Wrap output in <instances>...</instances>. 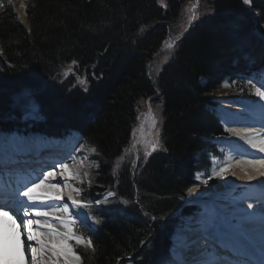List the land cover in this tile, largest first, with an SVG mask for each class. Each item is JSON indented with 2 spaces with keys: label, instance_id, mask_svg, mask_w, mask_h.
Instances as JSON below:
<instances>
[{
  "label": "trees",
  "instance_id": "obj_1",
  "mask_svg": "<svg viewBox=\"0 0 264 264\" xmlns=\"http://www.w3.org/2000/svg\"><path fill=\"white\" fill-rule=\"evenodd\" d=\"M185 1L30 0L28 28L14 3L0 0V131L76 129L97 150L99 167L83 196L94 202L93 218L79 229L94 250L75 247L82 264H126L128 257L134 264L167 263L174 215L192 211L184 205L188 190L223 154L213 138L229 135L212 94L228 80L240 94L261 99L248 79L264 73V0H252L257 16L243 0H208L211 11L181 32L159 75L150 74L164 41L181 31ZM73 60L85 87L64 75ZM151 96L163 107L164 149L138 172L125 164L114 174L132 140L138 104ZM27 98L43 118L23 129ZM107 190L114 195L103 200Z\"/></svg>",
  "mask_w": 264,
  "mask_h": 264
},
{
  "label": "rangeland",
  "instance_id": "obj_2",
  "mask_svg": "<svg viewBox=\"0 0 264 264\" xmlns=\"http://www.w3.org/2000/svg\"><path fill=\"white\" fill-rule=\"evenodd\" d=\"M11 1L14 3L15 8L18 12V16H19L20 20L22 21L21 14L19 13L21 0H11ZM29 1L30 0H25L24 10H25V8H27ZM167 2H168V0H160V3H162L163 5H167ZM244 3H245V0H244ZM193 5H198V6L193 9ZM249 8H251L253 10L255 16H257L256 14H258V11L252 7V4H250ZM193 11L196 14V19L192 20L191 23H189V16L192 14ZM210 11H211V6H210V3L208 0H186L184 2L183 19H182V23L180 25L181 31L179 34L169 35L167 37V39L164 41L161 48L159 49L157 55L151 60V62L149 64V70H150V74L152 76L156 77L157 75H159L164 64L172 57L173 53L176 50V45H177L178 39L180 38L181 34L184 33L186 30H188L197 19L203 17L205 14L209 13ZM24 18H25V16H24ZM25 19H26L24 21L25 23L24 22L23 23L25 24V26L30 28L31 25H30V21H29L28 17H26ZM171 41H175L174 46L171 49H168L166 47V42H171ZM0 53H1V43H0ZM69 67L72 68V72L69 75H74V77L76 78V82L78 84H80L84 87L87 86L88 80L85 77V75L80 74L77 70H75V65L71 64L67 67V69ZM77 77H80L81 79H86V83L81 84L78 81ZM250 79L252 80L253 84L256 85V87H260V84L257 83V81L264 79V73L261 74L260 76H255V77L250 78ZM250 79H248V81ZM252 89L255 91V88L252 87ZM212 96L215 98V100L218 101L216 109L218 110V112L220 114H222L221 109H225V106L223 104H221L223 102L227 103V104H231L232 107H236V108L240 107V109H241L242 107L243 108L245 107L244 101H247L245 99L247 95L240 94L239 91L236 90L234 88V86L232 85V83L229 82L228 80L224 81L223 90L212 94ZM251 98H253V97H251ZM27 101L29 103V105H28L29 109L20 119L22 121V128L23 129H30L35 124L36 121H39L40 119L43 118L41 112L38 109L37 103L35 101H33L32 99H29V98H27ZM256 101L260 102L259 105L257 106V108L259 109L260 113L264 114V99H260V100H256ZM149 108H151V112H149ZM162 109H163L162 104L160 102H158L157 100H155L154 97H152V96L145 98V99H142L139 102V104H138V119H137V122L135 123V126L133 128L132 140H131L130 144L127 146L124 153L120 156V157L123 156V160L120 161V166L127 164V165L131 166L133 172L135 170L138 172L139 165H141L142 163L144 164L149 159V157L152 155V153L164 149V146L162 143V138H161L162 127H163V110ZM244 109H246V108H244ZM247 112L248 111L246 109V113ZM222 115H221V117H222V123L224 125V129L228 131L229 135H227V136L222 135V136L213 138V140H215L217 142V144H219L220 149L223 152V154L219 157L218 156L213 157V159H212L213 165L210 169L209 175L198 174V176L196 178L197 183H198V184L196 183L197 185H215L227 177H231V180H235L237 178H235L233 176V174L235 173L236 170H238V166H236L235 163L237 162L238 164H240L242 161L251 160V159L253 160V158H255V156L250 154V153H247V154H240L239 153L240 147H241L239 143L243 142L244 133L242 134V132H240L238 129L233 127L234 124H236V123L229 124L227 126V123L225 122V119ZM153 116L155 117V121H156L155 127L152 126V117ZM245 125H247V124H245ZM236 126H238V124H236ZM237 132H239L240 135H236ZM5 133L6 134H12L13 136L11 135L10 138H7L6 142H4V140L0 141V155H1L2 150L10 149V147H12L13 144H15L16 146H19L20 151H23L25 149V146H27V142H24L25 138L32 136L33 138L35 137V139L41 138L43 141V138L45 136L44 134L40 133L39 131H26V132H17V131L16 132H8V131L3 132L2 131V132H0V136H3L2 134H5ZM157 134H158V136H157ZM76 136H77V134L75 133V135H73L71 140L74 138L75 139L74 142L78 143L77 144L78 145L77 151H75L74 153H71V155H70L71 160H70V163L68 165L73 166V169L75 168V169L79 170V168H80L79 172L81 175L78 177L77 180H74L70 184H68L65 180H63V182H64V184L67 183V185H68L67 187H69L70 190L72 188H79L81 191H80L79 196H76V198L80 199L84 203H88L89 205H91L94 202L85 200L83 198V196H85V194H87L86 192H89V184L91 183V172H92L93 168L97 165L96 161L93 159L94 153L91 151V149L94 146L92 144H90L89 141H87L86 139L83 140V137L76 138ZM157 138L159 139V147L155 151H152L151 150V144L154 143L157 140ZM245 139H247V138H245ZM146 151L150 153L147 156H145ZM225 165H230V171L226 172L223 176L216 175L215 173H218L220 168L225 167ZM0 167H5V166L0 165ZM9 167H12V164H10ZM55 170H57L58 172L62 171L61 169H56V168H55ZM84 173H87V176H85ZM212 180H215L216 182L212 183ZM196 184H194L193 186H195ZM62 185H63V183H61V186ZM232 185H238V184H231V186ZM239 185H240V187H244V189L247 187L245 183L243 184V182H239ZM193 186L191 188H193ZM64 187H65V185H64ZM64 187H62L63 190H64ZM67 187H66L65 194L68 196L69 193H68ZM193 189H195V188H193ZM244 189L239 190L236 194H234V197L232 196V198L229 199V202L237 201L239 199V197L243 196L242 193L244 192ZM71 193H72V196L76 195L73 192H71ZM109 193H112V195L114 194V192L111 190L105 191L103 193V200H106L107 198L112 196V195H109ZM206 196H207L206 194H202V192L200 193L198 190H194L191 193L188 190V194L184 200V205L186 207H189L190 209H192V212L189 214H184L181 211V209H179L176 212V214L174 215L178 218V222H177V226L175 228V231L172 235V244L170 246V251L173 254V258H172V261L170 260L168 263H164V264H178L179 263V261L177 260L176 254L174 252L175 247H176L175 235L177 232H179L180 230H182L185 227V223L187 222V219H189L190 216L198 215L197 213L200 211L204 212L207 215L209 214L208 210L211 209L210 205L214 204L215 200H210L209 203H207L205 205L204 203H202L199 200L205 199ZM96 202H97V200L95 201V203ZM65 203H68L70 206V210H72L70 200L69 199H68V201L66 200ZM58 205L62 209L63 205H60V204H58ZM42 210H44V209H42ZM45 210L48 211L49 209H45ZM77 211L80 212L81 215L77 216L76 215ZM195 217L196 216H194L193 218L194 219L199 218V217H196V218ZM64 218L65 219L68 218L67 214H65ZM92 218H93V216H92V213H91L89 207L88 208H80V209H76V210L72 211V219L76 220V223L71 225L73 232H75L77 235L82 236L85 239H87L79 231V229H85L84 226L86 227L87 223L92 222ZM33 219H35V218L33 217ZM82 221L86 222V224H81ZM206 221L207 220L204 219V223ZM50 223H53V225L57 228L58 227L60 228V226H61V225H59L60 222L57 219L51 220ZM211 229L212 228H208V232L209 233L212 232V235H211L212 240L215 243L220 242V238L218 236L221 235L223 237V235H222L223 231L217 227L214 228V232H213V229L212 230ZM59 231L63 232V230H59ZM197 233L198 232H194L193 233L194 236H192V237L196 238ZM192 237L190 238L191 240H192ZM203 237H205V236H203ZM203 237L201 239L197 238L200 241L194 240L192 242V244H190L189 248L187 249L188 253L190 250L189 254H191L192 251H196L197 249H200L201 244H202V239L209 240L211 238V237L210 238L209 237L203 238ZM70 241L71 242L69 243V245L74 247V249H75V247L84 246V245H77L74 240H70ZM211 243H213V242H211ZM251 246H253L252 249H255L256 251L259 249L258 251L264 252L263 249H261L259 246H256L255 243L253 244V242H252ZM209 251L210 250H207L206 252H209ZM76 253H77V255H79L81 257L80 264H82V262H83L82 256L77 251H76ZM188 253H186V254L188 255ZM195 253H197V252H194V254L192 253V256L195 255ZM258 253H261V252H258ZM132 260H133V257H128L126 264H134V262Z\"/></svg>",
  "mask_w": 264,
  "mask_h": 264
},
{
  "label": "bare ground",
  "instance_id": "obj_3",
  "mask_svg": "<svg viewBox=\"0 0 264 264\" xmlns=\"http://www.w3.org/2000/svg\"><path fill=\"white\" fill-rule=\"evenodd\" d=\"M246 3V2H245ZM247 5L251 4V0L246 3ZM25 7V0H21L20 2V10L19 13L21 14L22 22H24L27 17L26 15V8ZM25 16V18H24ZM28 20V19H27ZM25 23V22H24ZM247 101H244L245 107L240 109L236 107H232L231 104L221 103L225 106V109H221L225 122L227 126L229 124H234V128L238 129L242 134L244 133V140L240 144V154H247L250 153L255 156L253 160H246L242 161L240 164L237 162L235 163L238 166V170L235 171L233 176L237 179L231 180V177H227L223 179L221 182H218L215 185H198L193 186L195 190H198L202 194H206L205 199H201L202 203L205 205L209 203L210 200H215L214 204H211V209L208 210L209 214H205L204 212H198V215H192L187 219L185 223V227L176 233L175 240H176V247H175V254L177 260L179 261L178 264H205L206 258L213 256L215 254L214 248H212V244H209L207 239H202V244L200 249L196 251H192L195 255L192 256V253H189L187 249L189 248L190 244L194 240H199L203 236V238H210L212 237V232H208V228H212L214 232V228H219L222 230V235H219L220 244L221 245H228L226 247L232 246L233 248H239L241 250L251 251L252 252V242L255 243L256 246H259L264 251V165H260L255 163L256 161L264 159V153L260 152L258 148H253L252 145L248 142L249 139L252 140L253 143L259 144L261 140H264V114L260 113L257 106L260 102L254 100L250 96H246L245 98ZM243 101V100H242ZM247 124V125H245ZM254 130L252 132H248L246 130ZM256 133H259V136H256ZM0 136V141L4 140L6 142L7 138H10L12 134H2ZM13 136V135H12ZM38 136V135H37ZM243 136V135H242ZM247 138V139H245ZM24 142H27V146H32L38 143H42V139L38 138L35 139L28 137L25 138ZM15 143V142H14ZM51 144V143H49ZM12 148V149H11ZM82 151V150H81ZM242 152V153H241ZM23 153L20 152L19 146L13 144L12 147L8 150H2L0 155V165H7L6 162H11L14 160H19L20 156L24 158L25 156L22 155ZM70 154L67 155V159H70ZM32 156V155H31ZM251 156V155H250ZM66 157V156H65ZM60 160H57V164L54 163L56 169H61V164H69L68 162H62L64 157H60ZM51 159H44L43 163L49 161ZM251 161V163H250ZM13 165V162L11 163ZM69 169L73 172L78 169H73V166L68 165ZM14 166L10 167L13 168ZM12 172L9 176L10 178H18L20 180H27L28 178H35L41 171H50L53 170L52 166H48L41 171H27L22 170L21 172L15 171V169H11ZM62 170V169H61ZM80 170V168H79ZM57 172V176L55 178L50 177L46 184L48 183H57L60 181L65 180L68 184L72 183L74 180H77L78 177L69 178L68 173H64L63 176L60 175L61 172ZM2 173V172H0ZM4 173V172H3ZM207 181V180H206ZM23 182V181H22ZM208 182V181H207ZM239 182H243L246 184V188L240 187ZM231 184H238L232 185ZM64 183L61 186V191L63 193V200L62 201H55L51 202L54 207L58 204L63 205L65 201H68L69 195H72V191L68 189V196L65 194L66 187H64ZM6 187L10 188L7 184ZM64 187V190L62 189ZM191 188V189H193ZM244 189L242 193L243 196L239 197L237 201L229 202V199L234 197L239 190ZM47 189H40L38 191H44ZM22 191V190H21ZM240 196V195H239ZM20 200H26V198H18ZM251 204L252 207L249 208L248 205ZM216 205V206H215ZM209 208V207H208ZM47 209V208H46ZM43 211H46L45 209ZM48 211H51L49 209ZM206 211V210H205ZM201 215V216H200ZM199 217L198 219H194L193 217ZM35 219H40L42 222L45 219H48L49 222L51 220H56V217H61L65 219V213L62 211H55L52 215L48 218L45 217H35ZM195 217V218H196ZM194 219V220H193ZM204 219L207 221L204 223ZM59 221V220H58ZM53 225V223H51ZM81 224H86V222H81ZM60 228L55 227L58 231L63 230L65 231L63 225L60 223ZM211 229V230H212ZM42 232H46V229H41ZM194 232H198L196 234V238H193ZM216 234V233H215ZM192 237V240L190 239ZM199 238V239H197ZM200 241V240H199ZM71 241L69 240L68 243ZM215 244V243H213ZM211 245V246H210ZM230 245V246H229ZM73 248V251L76 249ZM232 249V248H231ZM27 251V249H25ZM210 250L209 252H206ZM259 250V249H258ZM257 252H262L258 251ZM76 252V251H75ZM254 252V251H253ZM188 253V255L186 254ZM237 253V252H235ZM233 255H236V254ZM77 254V253H76ZM239 257L238 255L236 256ZM173 258V254L171 252V261ZM63 257H60L61 264H63ZM232 260L234 258L232 257ZM233 262V261H232ZM228 263V262H227ZM28 264H31L30 259L28 260ZM76 264H80V261L76 262ZM229 264V263H228Z\"/></svg>",
  "mask_w": 264,
  "mask_h": 264
},
{
  "label": "snow or ice",
  "instance_id": "obj_4",
  "mask_svg": "<svg viewBox=\"0 0 264 264\" xmlns=\"http://www.w3.org/2000/svg\"><path fill=\"white\" fill-rule=\"evenodd\" d=\"M245 2L247 3L249 0H245ZM197 6L193 5V9ZM194 19H196V14L193 11L189 16V23ZM174 43L175 41L166 42V47L171 49ZM76 64L77 61L73 60L72 65ZM71 72L72 68L69 67L64 72V75L67 76ZM77 79L81 84L86 83V79H81L80 77H77ZM257 83L260 84V87H256L251 79L248 81V84L255 88L256 95L264 99V79L257 81ZM149 112H151V108H149ZM155 124L156 121L153 116L152 126L155 127ZM246 131L252 132L254 130L249 129ZM236 135H240V133L237 132ZM259 135V133H256V136ZM248 142L253 148H258L260 152L264 153V140H261L259 144L253 143L251 139ZM158 147L159 139L157 138L151 144V150L155 151ZM91 151L95 153L97 150L93 147ZM149 154V152H145V156ZM121 160H123V156L118 158L116 166L113 169L114 174L116 169L120 167ZM255 163L264 165V159ZM96 167H99V165H96ZM60 168L63 170L60 173L61 176L65 172L68 173L69 178L81 175L79 170H75L74 172L70 170L67 164H61ZM52 169L50 171H41L34 179L28 178L21 185L23 190L17 191V197L26 198V200L17 199L14 204L0 203V264H28L29 259L31 264H61L60 257L64 258L63 264H76V262L80 261L81 257L73 251L72 246L68 243L69 240H74L77 245H84L94 250V245L90 238L85 239L77 235L71 228V225L76 223V220L72 219V211L90 207L88 203H84L76 198V196H79L81 190L79 188L71 189L76 194L75 196L69 195L68 197L72 210H70L68 203H64L62 209L59 205L53 207L52 203H50V201L63 200V193L61 191V183H64L63 181L46 184V181L50 177L55 178L57 176L55 165L52 166ZM228 171H230V165H225V167L220 168L219 172L215 174L223 176ZM84 175L87 176V173H84ZM261 175H264V173H261ZM67 186V183H65V187ZM42 188L47 190L38 191ZM194 190L189 189V192L191 193ZM109 195H112V193H109ZM248 207L251 208L252 205L249 204ZM46 208L51 209V211L42 210ZM55 211H62L67 214V219L56 217L65 229L63 232L53 227L48 219H45L43 222L38 218L33 219V216L48 218ZM76 215L79 216L81 213L77 211ZM9 223L11 226H14V231L9 230ZM41 229H46L47 231L42 232ZM205 264H210V262L206 261Z\"/></svg>",
  "mask_w": 264,
  "mask_h": 264
}]
</instances>
